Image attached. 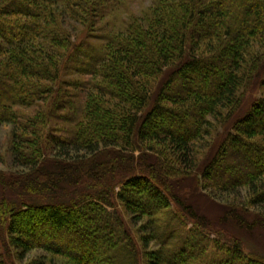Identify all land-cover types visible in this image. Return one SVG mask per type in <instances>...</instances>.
<instances>
[{
  "label": "trees",
  "instance_id": "obj_1",
  "mask_svg": "<svg viewBox=\"0 0 264 264\" xmlns=\"http://www.w3.org/2000/svg\"><path fill=\"white\" fill-rule=\"evenodd\" d=\"M150 2L111 29L123 0H0V123L30 166L0 174V264H264L169 188L246 189L260 216L229 220L264 228V0Z\"/></svg>",
  "mask_w": 264,
  "mask_h": 264
},
{
  "label": "rangeland",
  "instance_id": "obj_2",
  "mask_svg": "<svg viewBox=\"0 0 264 264\" xmlns=\"http://www.w3.org/2000/svg\"><path fill=\"white\" fill-rule=\"evenodd\" d=\"M123 3L125 4V7L118 12V16L114 18L108 17V19L106 20V22H114L109 28L112 29V27L114 26L116 28H119L122 25V22H128L132 17H143L145 11L148 9V7H150L151 2L150 0H123ZM85 36L86 33H82V35H79V37L77 38L75 36L73 40L76 41V39L78 38V40H81L84 39ZM72 77H75V75H73ZM258 96V88L248 93L246 101L242 105L243 108L240 112H242V114L245 113L250 104ZM36 109L37 108L33 107L27 108L26 112L30 114L33 113ZM228 125L229 124H227L226 127ZM13 127L14 126L11 123H0V174H3L6 177V180L17 179L21 177L24 178V174L30 171L29 165H19L20 163H18L17 161L19 159H16L13 155ZM226 127H220L218 129L219 134L212 137L211 139H206L207 141L197 143L198 147H200V145L206 147V149H203L201 151L200 155H204L205 158H209L212 156L217 146H219V144L223 140L222 137L225 136L226 131L224 132V129ZM208 144L211 147H209ZM205 160H203V162ZM9 182L11 184L14 183V181ZM196 182L197 181L195 177L192 176L174 179L173 184L171 183L169 188L173 193H175L176 196L180 198H182L183 196L185 200H188L187 202L190 203V208L193 209L191 211L194 212V214L200 215L199 222L205 223V225L209 226V228H211L212 230L232 233L243 242V248L247 255L264 259V228L257 226V224H244L243 226H241L238 223V217L233 218L232 220H229L228 217V213L233 207L242 208L244 210V215L246 214V216V211L249 210L251 211V213H254L255 216H260V210L250 206L247 207L246 205L248 203V200H242L243 197L246 196L247 190H242V195L240 196L239 200H236V198L234 197H230V195L218 196L219 198H213L211 190H214V188H211V190H205L197 187ZM9 185L0 186V201L1 199L5 198L9 200H12L11 198H15L17 200L20 198L16 193L13 192V188H10ZM238 201L240 203H238ZM261 218L264 217L261 216ZM191 222L193 223L192 219L188 222L190 226L192 225ZM36 224L38 223H35V225ZM213 236L215 237V235ZM154 248L155 247L151 245L150 250H154ZM44 253L45 252H43L42 250L32 251L31 255L25 260L24 263L28 264L30 260ZM16 264H20L19 261H16Z\"/></svg>",
  "mask_w": 264,
  "mask_h": 264
}]
</instances>
